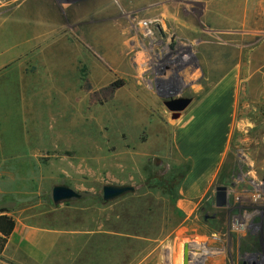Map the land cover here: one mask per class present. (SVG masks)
<instances>
[{
  "label": "rangeland",
  "instance_id": "374dc122",
  "mask_svg": "<svg viewBox=\"0 0 264 264\" xmlns=\"http://www.w3.org/2000/svg\"><path fill=\"white\" fill-rule=\"evenodd\" d=\"M207 1L0 0L2 60L18 49L24 56L0 64V131L20 138L25 157L36 150L33 189L5 207L9 215L52 206L56 183L80 193L68 203L81 207L102 205L106 184L129 185L119 199L146 203L147 229L179 236L176 264L185 242L190 264H264V14L219 22ZM28 27L43 28V40L13 47ZM19 64L34 85L27 112L2 90L18 80ZM224 66L241 75L230 140L187 215L175 203L191 161L178 156L174 135L195 108L227 115L232 93L217 78ZM179 98L191 102L174 120L168 103Z\"/></svg>",
  "mask_w": 264,
  "mask_h": 264
},
{
  "label": "crops",
  "instance_id": "0c3cea01",
  "mask_svg": "<svg viewBox=\"0 0 264 264\" xmlns=\"http://www.w3.org/2000/svg\"><path fill=\"white\" fill-rule=\"evenodd\" d=\"M206 4L215 10L219 22L231 21L232 15L235 17L237 14L242 22L245 18L264 14V0H208ZM44 34L43 28L28 27L19 31V40L12 46L17 49L33 47L43 40ZM225 49L221 51L223 60L218 58L220 62H226ZM19 53L18 49L5 62L2 60L4 54H0V64L21 62L24 56ZM42 58L46 60V56ZM15 67L18 80L11 86H3L2 90L19 96L23 112H27L28 97L25 96L30 89H34L33 81L24 73L23 65ZM227 71L224 66L217 75L220 78L223 74L220 85L232 93L229 104H226L227 100L224 104L223 114L227 115L220 118V112L211 115L203 108H195V113L177 128L174 135L178 156L191 161L190 175L183 181L179 189L180 198L175 203L187 215L210 189L207 179L221 164L229 144L241 75L237 68ZM12 126L8 124V131L12 130ZM3 131H0V205L7 207L21 201L23 195H29L23 194V191L33 189L36 150L26 157L18 153L20 138L16 137L13 142V138L4 137ZM21 139L23 145H27V137ZM45 148L51 149L50 146ZM147 214L146 203L128 198H118L93 207L68 202L52 206L37 203L10 214L15 228L2 255L16 264H176L179 236L176 233L169 241V236L164 237L162 232L149 231Z\"/></svg>",
  "mask_w": 264,
  "mask_h": 264
},
{
  "label": "water",
  "instance_id": "95a60500",
  "mask_svg": "<svg viewBox=\"0 0 264 264\" xmlns=\"http://www.w3.org/2000/svg\"><path fill=\"white\" fill-rule=\"evenodd\" d=\"M190 102L191 99L189 98H179L168 103V109L172 113L171 118L177 120L181 116V113L189 106ZM225 190V187H217V196L219 198L224 197L223 195ZM133 191L134 188L129 185L117 186L112 184H106L102 187V200L104 202H111ZM80 198L81 194L69 186L57 184L52 187L51 200L55 205H59ZM192 251L193 250L190 248L189 243H183L182 264H190V252Z\"/></svg>",
  "mask_w": 264,
  "mask_h": 264
},
{
  "label": "trees",
  "instance_id": "16d2710c",
  "mask_svg": "<svg viewBox=\"0 0 264 264\" xmlns=\"http://www.w3.org/2000/svg\"><path fill=\"white\" fill-rule=\"evenodd\" d=\"M154 182H149V185H155ZM170 185V184H169ZM168 184L164 185V190H169L170 186ZM109 202H104L102 200V204H106ZM10 210L2 207L0 208V260L3 261L2 254L4 251V248L6 246L7 240L9 236L12 234L15 228V221L14 219L9 215ZM149 212V211H148ZM7 264H16L14 262L5 260Z\"/></svg>",
  "mask_w": 264,
  "mask_h": 264
},
{
  "label": "flooded vegetation",
  "instance_id": "af4514ba",
  "mask_svg": "<svg viewBox=\"0 0 264 264\" xmlns=\"http://www.w3.org/2000/svg\"><path fill=\"white\" fill-rule=\"evenodd\" d=\"M217 193H218V192H217ZM225 195H226V190L224 191V195H223V196L225 197ZM207 218H208V216H207ZM209 218H210V217H209ZM209 218H208V219H209ZM211 218H213V217H211Z\"/></svg>",
  "mask_w": 264,
  "mask_h": 264
},
{
  "label": "built area",
  "instance_id": "2783aa9c",
  "mask_svg": "<svg viewBox=\"0 0 264 264\" xmlns=\"http://www.w3.org/2000/svg\"><path fill=\"white\" fill-rule=\"evenodd\" d=\"M189 1H196V0H189Z\"/></svg>",
  "mask_w": 264,
  "mask_h": 264
},
{
  "label": "bare ground",
  "instance_id": "6f19581e",
  "mask_svg": "<svg viewBox=\"0 0 264 264\" xmlns=\"http://www.w3.org/2000/svg\"><path fill=\"white\" fill-rule=\"evenodd\" d=\"M200 249H201V248H200ZM202 252H203V251H202ZM202 252H201V253H202Z\"/></svg>",
  "mask_w": 264,
  "mask_h": 264
}]
</instances>
